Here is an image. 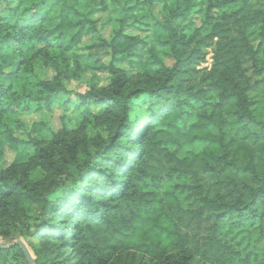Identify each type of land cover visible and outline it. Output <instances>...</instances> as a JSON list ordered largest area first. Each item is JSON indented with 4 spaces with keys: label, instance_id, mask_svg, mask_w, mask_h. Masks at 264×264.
I'll list each match as a JSON object with an SVG mask.
<instances>
[{
    "label": "trees",
    "instance_id": "16d2710c",
    "mask_svg": "<svg viewBox=\"0 0 264 264\" xmlns=\"http://www.w3.org/2000/svg\"><path fill=\"white\" fill-rule=\"evenodd\" d=\"M107 3L110 84L75 95L83 121L106 132L94 138L63 131L27 141L13 132L21 128L15 111L50 110L67 93L64 80L78 78L80 65L72 71L65 63L97 32L89 16L98 0H17L0 11V156L4 147L17 154L0 167V239L14 230L33 238L34 264H234L221 230L244 221L264 228V11L254 0H208L201 29L188 33L198 0ZM229 5L235 9L224 11ZM155 7L162 20L143 23ZM129 24L154 30L171 66L126 35ZM209 49L210 68L197 69ZM38 60L51 79L34 77ZM120 62L141 73L129 76ZM26 80L28 91H13L10 82ZM191 100L201 113L185 107ZM34 170L45 178L31 181ZM204 175L221 193L207 195ZM179 179L193 183L199 203L188 219L176 190L162 189ZM33 206L40 224L30 233ZM0 264L29 263L12 244L0 246Z\"/></svg>",
    "mask_w": 264,
    "mask_h": 264
},
{
    "label": "rangeland",
    "instance_id": "374dc122",
    "mask_svg": "<svg viewBox=\"0 0 264 264\" xmlns=\"http://www.w3.org/2000/svg\"><path fill=\"white\" fill-rule=\"evenodd\" d=\"M108 0H98L97 9L90 14V19L96 24L97 32L93 35L87 36L82 39L79 45L71 52L72 55L78 56L77 59H73L72 56L67 59L65 64L71 65L72 71H78L80 65L81 68L78 74V78L74 80H64L63 84L67 93L61 94L58 100L52 104L50 110L40 111L38 113H25L15 111L17 119L21 125V128L15 129L13 136L21 138L23 140H34L41 134L47 135L49 132L54 135L60 134L63 131L71 132L70 134H79V138L82 135L87 138H94L96 134H101L106 137L105 130L97 126L91 120L90 122L83 121L84 113L77 111L75 107V95L85 94L90 87L97 86L98 88H107L110 84V75L106 71V65L111 61V53L102 45V41H110L113 28L107 23L108 15L112 13L108 3ZM17 4V0H0V11L8 8H13ZM208 4V0H198V6L194 9L191 16V23L187 28L188 33H192L194 30L201 27L204 22V8ZM254 4L258 9L264 11V0H254ZM106 9V10H105ZM235 6H226L224 11H233ZM162 16L157 11L156 7L151 13L147 14V18L143 20V23L148 22L152 24L154 21H161ZM56 22H52L50 25H55ZM209 26H204L201 30L202 34H206L209 31ZM201 29V28H200ZM123 32L126 35L134 36L143 41L145 45L144 50L155 54L158 58L164 59L166 66H171L172 62L166 57L164 58V50L160 44V36L157 35L154 30L149 26H142L140 24H129ZM60 55V52H57ZM70 54V55H71ZM212 51L207 50L205 62L200 64L197 69L204 70L209 69L212 64ZM135 62V60H133ZM119 66L124 67L129 71V76L139 75L141 72L136 70V66L131 68L128 62H120ZM146 72V71H145ZM145 72H142L144 74ZM32 73L35 78L39 80H48L52 78L51 70L43 62L36 61L32 67ZM31 81L26 80L24 83L19 84L18 82H10L13 91L18 94H23L24 91H28L30 87L27 85ZM214 98V97H212ZM212 98H209L211 100ZM68 103L66 104V102ZM191 108L185 106L191 110L193 115L201 113L202 111L196 110V102L190 101ZM92 113L99 114L100 110L92 109ZM139 115V113H138ZM149 116V112L143 108L140 112L139 122L143 126ZM195 118V117H193ZM82 124L83 131H79V125ZM45 126L42 127V126ZM3 155L0 156V167L6 168L17 160V154L13 150L3 148ZM82 161V160H81ZM45 175L40 170H34L30 174V180L37 182L43 180ZM165 190L175 189L177 196L180 200V207L184 211V218H189V212L195 211L199 207L198 201L192 192V182L189 180H176L174 183L163 182ZM204 191L209 197H214L216 194L221 193V188L215 184L214 180H211L208 175H204ZM49 201L55 204L57 201L56 196L50 197ZM29 213L30 219L27 221V226L30 233L37 231V227L40 224L39 211L34 206L30 208ZM17 230L13 231V236L10 239L1 240L0 246L4 245L9 247L12 244L18 242L22 243L29 251L32 259L33 253L29 248L32 243L33 246H38V243L29 237L21 238L17 236ZM218 240L227 249V257L234 264H264V228L261 229L253 223L244 221L238 228L227 229L223 228L218 235Z\"/></svg>",
    "mask_w": 264,
    "mask_h": 264
},
{
    "label": "water",
    "instance_id": "95a60500",
    "mask_svg": "<svg viewBox=\"0 0 264 264\" xmlns=\"http://www.w3.org/2000/svg\"><path fill=\"white\" fill-rule=\"evenodd\" d=\"M16 245H18L21 248L26 261L29 264H34V260L32 259V257L30 255L29 251L27 250V248L20 242L16 243Z\"/></svg>",
    "mask_w": 264,
    "mask_h": 264
}]
</instances>
